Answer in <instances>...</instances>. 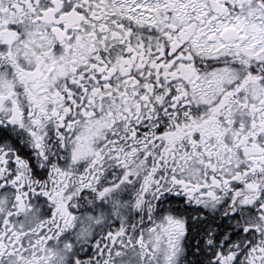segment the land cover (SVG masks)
Here are the masks:
<instances>
[{
  "label": "snow or ice",
  "instance_id": "6c2138e0",
  "mask_svg": "<svg viewBox=\"0 0 264 264\" xmlns=\"http://www.w3.org/2000/svg\"><path fill=\"white\" fill-rule=\"evenodd\" d=\"M0 264H264V0H0Z\"/></svg>",
  "mask_w": 264,
  "mask_h": 264
}]
</instances>
